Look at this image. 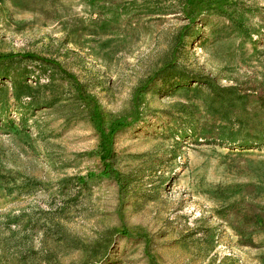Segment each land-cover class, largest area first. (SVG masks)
<instances>
[{
	"label": "rangeland",
	"instance_id": "obj_1",
	"mask_svg": "<svg viewBox=\"0 0 264 264\" xmlns=\"http://www.w3.org/2000/svg\"><path fill=\"white\" fill-rule=\"evenodd\" d=\"M263 99L264 0H0V264H264Z\"/></svg>",
	"mask_w": 264,
	"mask_h": 264
},
{
	"label": "trees",
	"instance_id": "obj_2",
	"mask_svg": "<svg viewBox=\"0 0 264 264\" xmlns=\"http://www.w3.org/2000/svg\"><path fill=\"white\" fill-rule=\"evenodd\" d=\"M22 57L26 58V59H30L31 61H40L42 63V65H47V66L56 65L53 62H51L50 60L40 58L34 54L23 55ZM5 75L7 78L8 77L11 78L12 83H13L12 98L17 103H23L24 101H27L28 99H30L29 100L30 102H28V103L31 105L33 103L32 102V100H33L32 99V91L33 90L31 88V86L27 83L28 81L17 80L15 78L10 77L11 75H9V74H5ZM209 87H211V86H209ZM246 98H247V96H239L238 97V99L240 101H243V102L246 101ZM258 101H261V99H258ZM263 105H264V103H263ZM257 135L258 136H255V139H257V141H258L257 144H254V142H252L248 139H244V138L239 140L235 137V135L233 136V134L231 137H224V136H222V134H220V136H218L216 138V140L220 141V142H227L228 145L235 144V143H238L239 141H241L240 143L242 144V146H251V145L254 146L255 145V147L257 148V147H259V145L264 144V124L261 126L260 131L257 133ZM249 136H252V134L249 133Z\"/></svg>",
	"mask_w": 264,
	"mask_h": 264
}]
</instances>
